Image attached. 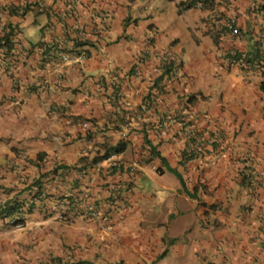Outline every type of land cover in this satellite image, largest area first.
<instances>
[{
	"label": "crops",
	"instance_id": "obj_1",
	"mask_svg": "<svg viewBox=\"0 0 264 264\" xmlns=\"http://www.w3.org/2000/svg\"><path fill=\"white\" fill-rule=\"evenodd\" d=\"M178 1L0 0V34L17 26L12 48L0 46V199L25 202L20 227L0 222V264H264V70L226 60L255 40L264 54V0L180 11ZM76 32L87 56L63 61L57 51ZM165 51L169 73L157 57ZM185 111L215 141L183 163ZM165 119L173 134H160ZM119 139L127 145L113 159L133 170L90 162ZM151 144L183 181L161 180L167 168ZM60 163L70 166L46 177V203L81 192L98 216L26 206L27 184ZM104 179L119 183L118 204Z\"/></svg>",
	"mask_w": 264,
	"mask_h": 264
},
{
	"label": "built area",
	"instance_id": "obj_2",
	"mask_svg": "<svg viewBox=\"0 0 264 264\" xmlns=\"http://www.w3.org/2000/svg\"><path fill=\"white\" fill-rule=\"evenodd\" d=\"M227 27L230 30L231 35H236L239 30L235 24L234 18H229L227 20ZM82 33V32H81ZM51 52H54V50H50ZM58 54H60L61 59L66 62H76L80 63L86 58V50L81 48V50L78 51H57ZM159 57V55H158ZM161 62L167 63L170 61V55L167 53L161 54L160 55ZM6 65L9 67H15L16 63L8 57L6 59ZM227 63L230 65L234 64H242L243 61L240 58L235 57L233 54L230 55L227 58ZM249 69L251 70H256V67L254 65L250 66ZM189 112L185 111L179 116V120L181 121V126L179 128L180 135L184 139V145L182 146V150L188 154H199L202 153L206 147L210 145V143L215 140L213 134L209 133L208 130L198 128L193 121L190 120L189 117H186V115ZM172 120H163L161 123V128H160V134L161 135H166L168 132L172 133V129L170 131V128L172 127ZM87 123H83V126H86ZM128 128H129V123L127 121L123 122L121 124V136L126 137V134L128 133ZM173 134V133H172ZM121 168H127L129 170L134 169V164L132 163H126L121 159H113V154L103 158L101 160V169L105 171L106 173H111L112 171H118ZM104 183V184H103ZM100 184V187H105L106 186V191H107V196L106 198H109L111 202L114 204H118L120 202V192H119V183L117 181H106L104 179V182ZM85 194L75 193L73 194V198L75 200V203L79 205L80 209L82 212H79L77 214L84 216V217H96L99 215V210L96 208L95 205H93L91 202H89L86 197H84ZM0 202L1 199H0ZM23 211V206L21 207ZM49 208L52 210L53 208H57V210L60 211V213L67 212L70 213L69 215L72 216V214H75L72 209H68V207L65 205V203L62 200H52L51 203H49ZM102 218L106 221H108V216L104 214ZM7 218V219H4ZM3 220H6L8 222H13L14 227H20L22 225L21 222H18L17 219L19 216L17 214H13L11 216L4 217ZM2 220V218H1ZM110 228V226H109Z\"/></svg>",
	"mask_w": 264,
	"mask_h": 264
},
{
	"label": "trees",
	"instance_id": "obj_3",
	"mask_svg": "<svg viewBox=\"0 0 264 264\" xmlns=\"http://www.w3.org/2000/svg\"><path fill=\"white\" fill-rule=\"evenodd\" d=\"M198 2L200 3V5L202 7L212 8L214 0H179L178 1V10L180 11L182 9L193 6L195 3H198ZM9 8H10V11L15 10L14 7H12V6H9ZM16 34H17V26L16 25H13L12 23L4 25L3 32H1V34H0V46L5 47V49H7V51L10 50L13 46V42L16 41V39H15ZM263 34H264V30H263ZM72 41H73V47L71 50H75V49L77 50V47L79 45H83L86 43V39L82 40V39L77 38L76 36H74L72 38ZM235 56L242 59V61L244 63V64L242 63L243 67L254 65L257 69L264 70V54H263V51L261 50L260 42L258 40L254 41L253 48L250 49L247 53L242 54L241 52H235ZM171 68H172V63H169L167 66L164 67V72L169 73ZM193 97H194L193 94L189 95L188 100H191ZM126 145H127L126 140L119 139L116 143H114L112 145L105 146V148L103 149V151H101V153L93 155L90 159V162L96 163L98 161H101L103 158L113 154V153H119L126 148ZM149 151H150L151 155L158 156L160 158L161 162L163 164H165L166 168L169 169L170 171L178 174L179 179L181 181H183L180 172L175 167H172L171 165H169L167 163L165 157L160 154V152L156 149L155 146H153L151 144L149 147ZM182 154H183V157L181 160L190 158V156H188V154L186 155L184 150H182ZM182 154H181V156H182ZM43 157H44V155L42 153L37 155V158L40 160L43 159ZM69 166L70 165H65V164H61V163L60 164H54L52 169H50L49 171L42 172L39 175H37L36 177H34L32 179V181L29 184H27V186L25 187L27 189V191L29 192L28 193L29 197L27 198L29 202L27 203L26 206L33 205L35 200H41L42 206H40V208L44 207L48 203V201L46 203V201L44 200V198H46V196H47V193H45L46 187H47L46 177L48 176V174L50 172L55 173V175L57 174L60 176V175H62V172L66 171L69 168ZM61 168H65V169H63L64 171H62ZM58 170H60V171H58ZM185 190H186V192L191 194V192L188 191L186 188H185ZM55 198H57V200H62L65 203V205L68 207V209H72L74 212H76L75 214L82 212L79 205H77L75 203V200H74L72 195H59ZM24 203H25L24 199L19 198L17 195H15L14 197H11L8 200H4V201L0 202V217H7V216H11L13 214H17L19 216L17 221L23 222L24 217L21 214V212H22L21 207ZM45 211H46V209H45ZM117 264H120V263H117Z\"/></svg>",
	"mask_w": 264,
	"mask_h": 264
},
{
	"label": "clouds",
	"instance_id": "obj_4",
	"mask_svg": "<svg viewBox=\"0 0 264 264\" xmlns=\"http://www.w3.org/2000/svg\"><path fill=\"white\" fill-rule=\"evenodd\" d=\"M194 5H196V6H201L199 2H198V3H195ZM106 14H107V16H111V15H112V11L109 10V11L106 12ZM225 25H226V27H227V22H226ZM227 28H228V27H227ZM228 29H229V28H228ZM229 32H230V30H229ZM83 34H84L83 32H82V33H81V32H76L75 36H76L77 38L83 40V39H84V38H83ZM81 48H82V49L84 48V49L86 50L85 44H83V45H79V46L77 47V50H76V49H75V50H71L72 48L67 49V50H66V49L64 50V49L62 48V50H64V51H68V52L70 51V52H71V51H78V50H81ZM164 53H167V54L170 55V61L167 62V63H163V62H161L160 55H161V54H164ZM232 54L235 56V52H234V51H230V52L228 53V56L226 57V60H227V58H228L230 55H232ZM158 55H159V57H158ZM86 56H87V51H86ZM157 57L159 58V60H160V64H161V66H162L163 68H164L165 66H167L169 63H172V68H171V70H173L174 68H176V67H175L176 65H175L174 59H173V57L171 56V54H170L168 51H165V52H162V53H158V54H157ZM235 57H236V56H235ZM237 58H238V57H237ZM240 59H241V58H240ZM243 64H244V63H243ZM237 65H240V64H237ZM173 66H174V67H173ZM240 66H243V65L241 64ZM250 66H251V65H250ZM250 66H247V67H250ZM256 69H257V68H256ZM171 70H170V71H171ZM175 70H176V69H175ZM170 71H169V72H170ZM164 73H165V72H164ZM167 73H168V72H167ZM120 128H121V127H120ZM122 138H125V137H122ZM214 141H215V140H213V141L210 143V145H209L208 147H206L205 150H204L202 153L206 152L207 149H210V150L214 149V146H213V144H212ZM202 153H199V154H197V155H195V154L192 153V154H189L188 156H190V158H191V157H193V156H199V155H201ZM113 154H114V153H113ZM180 154H182V149H181V153H180ZM188 156H187V157H188ZM182 157H183V154H182ZM181 159H182V158H181ZM188 159H189V158H187V160H188ZM123 161H124V160H123ZM182 161H183V163L186 162L185 159H183ZM124 162H125V161H124ZM121 169H123V168H121ZM126 169H127V168H126ZM1 218L3 219L4 217H0V220H1ZM0 222H2V220H1ZM21 223H22V222H21ZM8 224H10L11 226H14V223H13V222H12V223H11V222H8Z\"/></svg>",
	"mask_w": 264,
	"mask_h": 264
},
{
	"label": "rangeland",
	"instance_id": "obj_5",
	"mask_svg": "<svg viewBox=\"0 0 264 264\" xmlns=\"http://www.w3.org/2000/svg\"><path fill=\"white\" fill-rule=\"evenodd\" d=\"M154 175H155V177L158 179L159 177V175L160 174H157L156 172L154 173ZM161 180H164L165 182H167V183H175L176 182V184L177 183H179L180 181H179V176H178V174H176V173H174V172H172V171H170L169 169H165V171L163 172V173H161ZM155 181H157V180H155ZM179 181V182H178ZM199 226V225H198ZM219 248H223L222 246H220L219 245ZM235 251L237 252V250L235 249ZM162 257V256H161ZM190 258H191V255H190ZM163 261H168L169 262V264H177V260L176 259H174V258H166V259H164ZM184 264H186V263H184ZM222 264V263H221Z\"/></svg>",
	"mask_w": 264,
	"mask_h": 264
}]
</instances>
